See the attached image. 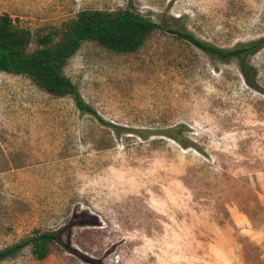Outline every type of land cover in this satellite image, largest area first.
<instances>
[{
  "label": "rangeland",
  "instance_id": "374dc122",
  "mask_svg": "<svg viewBox=\"0 0 264 264\" xmlns=\"http://www.w3.org/2000/svg\"><path fill=\"white\" fill-rule=\"evenodd\" d=\"M124 8L222 48L264 38V0H0L30 49ZM63 73L97 115L0 71V250L61 237L0 264H264V44L244 69L158 29L130 53L86 41Z\"/></svg>",
  "mask_w": 264,
  "mask_h": 264
},
{
  "label": "trees",
  "instance_id": "16d2710c",
  "mask_svg": "<svg viewBox=\"0 0 264 264\" xmlns=\"http://www.w3.org/2000/svg\"><path fill=\"white\" fill-rule=\"evenodd\" d=\"M167 30L200 49L223 60L236 59L245 69L247 58L263 44L264 38L222 48L207 42L190 31H181L148 18L130 8L107 11L81 10L61 31H50L33 41L30 29L15 24L9 14H0V71L23 74L56 96L70 95L82 112L97 115L96 110L81 96L76 84L63 73L68 60L86 41H94L116 52L130 53L141 48L155 30ZM174 138L181 142L178 136ZM61 240L60 231H36L30 238L0 250V261L26 245L37 259H45L52 246Z\"/></svg>",
  "mask_w": 264,
  "mask_h": 264
}]
</instances>
